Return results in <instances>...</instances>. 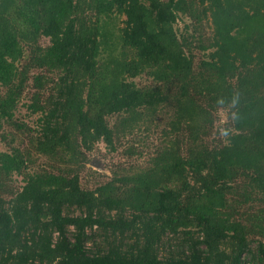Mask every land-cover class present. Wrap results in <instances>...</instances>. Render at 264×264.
Masks as SVG:
<instances>
[{
	"label": "trees",
	"instance_id": "trees-1",
	"mask_svg": "<svg viewBox=\"0 0 264 264\" xmlns=\"http://www.w3.org/2000/svg\"><path fill=\"white\" fill-rule=\"evenodd\" d=\"M180 12L196 20L182 36ZM208 16L211 35L188 32ZM29 81L36 149L60 166L0 150V264H264V0H0V132L24 128ZM170 82L148 163L83 187L88 152L148 129Z\"/></svg>",
	"mask_w": 264,
	"mask_h": 264
},
{
	"label": "rangeland",
	"instance_id": "rangeland-1",
	"mask_svg": "<svg viewBox=\"0 0 264 264\" xmlns=\"http://www.w3.org/2000/svg\"><path fill=\"white\" fill-rule=\"evenodd\" d=\"M193 7L198 12L203 11L204 8L203 5L198 3ZM179 15L180 17L177 19V22L174 25L175 29L178 31V34L182 36L183 33H186V24L190 23L191 25H194L196 20L181 12L179 13ZM121 18L125 19V16H122ZM197 25V31H193V28L191 26V30H189L188 32H192L196 34V36H198L200 33H202L203 36L212 34V21L209 16L205 17L201 22L197 23ZM40 43L42 45H47L50 43V40L48 37L42 36L40 38ZM194 53L196 54L197 60L206 57L204 56V52L198 48L194 49ZM38 70L39 69H34L32 70V73H36ZM53 76L57 77L56 74H53ZM137 80L140 85L152 83L151 79H149L147 75H143ZM175 84L176 83L174 82H170L169 87H163V89H166V91L169 92L168 95L170 100L169 102L161 106V110L156 115L158 117V120L152 122L148 129L146 128V126H143L140 130L135 131L132 135L122 137L121 141L117 145L116 150H109L106 147V143L104 141H99L94 150L88 152L89 160L81 171V185L83 187L93 188L97 184L109 180L113 176L115 171L137 169L138 167L145 166L148 163L147 160L149 158V155L152 154V152L156 148L160 147L167 139L166 135L164 134V130L169 127V120L171 116H173L171 104L173 102V91L174 89H176ZM33 92L34 88L32 86V82L29 81L15 112V121L23 123L24 128L19 129L16 126L5 124L3 130L0 132V150L9 151L12 147L20 148L22 152L26 153L27 159H29L26 161H31V170H38L41 168L55 170V167L60 166L58 161L53 160L54 158H50L49 155L43 154L36 149L37 138L41 134V130H39L40 114L32 113L31 110L27 107V105L31 101ZM48 92L49 90H47L42 95V98H45L48 95ZM216 116L217 120L212 130L213 135H215L217 131L221 133L224 125L229 121L228 111L226 109H220L216 113ZM115 117L116 116H110L109 120L112 122L115 120ZM3 134L6 135L5 138L2 136ZM217 135L220 134L217 133ZM210 138H213V136L211 135ZM134 143L136 145L135 148L137 152L135 155L130 156L128 147L133 145ZM61 166L65 167V165L63 164H61ZM23 184L24 180L22 179V175L15 173L11 180V186H13L14 188H21ZM251 204H253V202ZM259 205V203L258 205L256 204L255 206L250 207L249 205H245L241 209L242 211L247 209L248 211H253L259 208ZM254 237L256 238V236ZM245 264H251L248 258H246Z\"/></svg>",
	"mask_w": 264,
	"mask_h": 264
}]
</instances>
